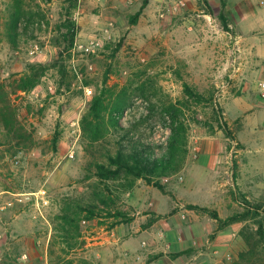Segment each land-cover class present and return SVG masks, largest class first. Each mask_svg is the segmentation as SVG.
<instances>
[{
	"label": "rangeland",
	"instance_id": "obj_1",
	"mask_svg": "<svg viewBox=\"0 0 264 264\" xmlns=\"http://www.w3.org/2000/svg\"><path fill=\"white\" fill-rule=\"evenodd\" d=\"M178 1L155 2L158 8L153 20L133 31V21L148 0H0V80L9 82L13 75L27 72L30 65L47 66L34 90L12 96L20 119L33 133L35 146L17 152L22 160L18 168L7 160L12 153L0 147V187H12L18 193L45 190L49 201L41 212L36 198L25 197H21L24 203L2 209L3 201L11 196L0 197V264H50L52 222L60 200L83 190L91 160L83 147L80 121L92 96L105 86L127 89L129 113L122 121H135L137 133L145 138L166 144L170 134L166 109L171 105L181 110L180 120L188 126L183 169L168 181L159 180L164 190L140 180L132 195L124 198L130 219L124 227L136 220L140 230L153 233L167 224L172 238L183 237L192 243L191 253L181 264H215L210 255L217 232L211 225L215 219L192 203L225 214L224 206L230 202L231 215L244 211V199L264 205V99L260 91L264 7L260 0H256L258 4L249 0L251 8L241 21L234 3L230 10L225 0L229 28L225 31L220 19L223 0H182L183 5ZM69 17L76 25L71 47L63 26ZM13 22L18 33L11 37ZM35 44L39 52L33 55ZM184 84L202 99L187 97ZM216 112L221 113L233 137L227 138ZM72 151L74 158L69 157ZM210 151L217 156L213 162L206 159ZM139 187L147 190L148 198L134 207L130 202ZM153 198L183 202L184 209L176 220H168L173 211L165 209L143 217ZM134 199L138 200L137 193ZM197 215L202 222L199 230L192 227ZM98 222L83 224L87 246L80 253L95 264L101 263L92 244L104 233ZM155 222L159 223L151 227ZM192 229L198 234L191 233ZM256 230L254 220L236 223L228 234L237 236L226 251L217 246L221 256L231 253L223 264H264L263 246L240 258L251 248L241 232L255 244ZM240 240L246 244L244 251L239 249ZM149 252L142 251L144 260L153 261L154 253ZM165 254L173 258L178 253Z\"/></svg>",
	"mask_w": 264,
	"mask_h": 264
},
{
	"label": "trees",
	"instance_id": "obj_2",
	"mask_svg": "<svg viewBox=\"0 0 264 264\" xmlns=\"http://www.w3.org/2000/svg\"><path fill=\"white\" fill-rule=\"evenodd\" d=\"M226 9L227 3L223 0L220 19L223 29L229 31ZM63 26L68 31L65 38L71 42V47L76 37V25L69 17ZM9 33L11 37L17 36L16 22L12 23ZM46 70L47 66L43 64L30 65L27 72L13 75L9 82L0 80V147L4 151L13 154L35 146L33 133L20 119L12 96L34 90ZM184 92L191 99H202L188 84H184ZM128 101L127 89L116 91L105 86L88 102L80 121L83 147L91 155L82 180L85 186L78 194L60 200L59 211L52 222L53 234L48 249L50 264H95L80 254L86 251L87 246L83 224L97 219L99 227L111 230L129 222L124 198L136 188L138 182L144 180L164 190L159 180L180 172L184 167L188 153V126L180 120L181 110L175 105L166 109L169 119L166 126L170 134L163 145L137 133L135 121L129 120L124 124L122 119L129 113ZM216 119L227 138L233 137L220 112H216ZM57 140L58 137L53 140L55 145ZM5 189L12 187L5 186ZM243 205V212L226 219H221L216 211L192 206L211 213L219 230L235 223L255 221V244L241 232L251 247L247 253H241V259L254 254L258 246L264 247V205L246 199Z\"/></svg>",
	"mask_w": 264,
	"mask_h": 264
},
{
	"label": "crops",
	"instance_id": "obj_3",
	"mask_svg": "<svg viewBox=\"0 0 264 264\" xmlns=\"http://www.w3.org/2000/svg\"><path fill=\"white\" fill-rule=\"evenodd\" d=\"M157 1L159 2V0H148L147 4L139 13L136 23L133 25V31H140L141 27L145 25L147 21L153 20L155 16L156 8H158L156 7L157 3H155ZM227 1L230 10L232 9L231 4L234 3L236 12L240 17V20L243 21L245 16L248 15L247 11L249 10V8H251V4L249 3V0H238L235 2L232 0H227ZM250 1L251 3L258 4L256 0H250ZM139 42H141L140 39ZM216 158L217 156L214 151L213 152L210 151L209 153H207L206 156L207 160L209 161L211 160L213 162ZM14 191H15L14 189H5L0 187V197H3L4 200L8 198L9 193H15ZM132 192L129 193L130 196L132 195ZM136 193L138 194V200L134 199ZM146 195H147V190L144 187L137 188V190H135V194H133V198L131 199L130 202L131 205H133L134 207H139L140 205H142V203H144L143 201H145V199L148 198L145 197ZM3 200H0V202H2ZM5 201L6 200H4L3 202ZM192 204L194 206L211 209V207L207 205H201L199 203H192ZM146 207L147 208H145V210L148 212L143 217H149L150 215H152V213H157V214L163 213L162 209H165L167 213L173 211V213L169 214L168 220L169 219L176 220V217L178 216V212H180L181 209H184V203L183 202L164 203L163 201L161 202L160 199L153 198L152 201H149L147 203ZM224 207L225 210L227 209V212L225 214L219 212V217L221 219H226L229 216H231L230 210L233 209L230 202H228V204H226ZM2 222H3V216L2 218H0V226ZM158 223L159 222L153 223L151 227L156 226ZM168 223L171 222L168 221ZM201 223L202 222L199 220V216L197 215L193 219L194 225L192 227H195V229L199 230L201 228ZM211 225L217 230L215 239H213V241L210 244L211 246L210 255L213 257V260L211 262L215 264H223L224 258L225 259L226 257L231 258L230 255L231 253L225 252L224 255L221 256L220 248H217V246L219 247L221 246L222 251L223 250L226 251V247L230 245L228 244L230 243V240L233 241L232 239H234V237L237 236V233L235 232L232 233L231 235L228 234V232L234 231V226H236V223L227 226L221 230L218 229L216 220H212ZM164 227L165 228L159 232L148 233L147 230L144 231L142 227L140 230V228L136 224V220L131 222L129 225L125 227L122 224V226L115 227L111 230H107V229L105 230V228L99 227L100 229H102V231H104V233L103 235H100L97 238L101 240L100 241L95 240L97 242H94L92 245L96 247L95 252L101 264H181V261L191 253L189 249L191 248L192 243L190 242V240H186L183 237H179V240H175L174 238L171 237V233L166 231V228H168L169 226L166 224L164 225ZM125 232H127L126 236H124ZM191 233H193L194 235L198 234L193 229L191 230ZM149 235L151 237L150 240L149 238L147 239ZM2 238L3 236L0 234V239ZM224 238H226V240ZM227 238L229 240H227ZM154 240L156 242H154ZM143 242H146L148 244L147 248H142ZM238 242H239L240 251H244L246 248L245 242H243V240H240ZM154 243H156L157 246L152 248L153 247L152 245H154ZM136 245L139 246L138 248L139 250H137V247L135 248ZM167 247H170L169 250H167ZM143 250L146 251L150 250L151 252H149L148 255L154 253L153 254L154 256L151 257L153 258V261L144 260V257L142 255ZM168 251L178 254L176 256L174 255L173 258H170L168 254H165L168 253Z\"/></svg>",
	"mask_w": 264,
	"mask_h": 264
},
{
	"label": "built area",
	"instance_id": "obj_4",
	"mask_svg": "<svg viewBox=\"0 0 264 264\" xmlns=\"http://www.w3.org/2000/svg\"><path fill=\"white\" fill-rule=\"evenodd\" d=\"M100 1V0H98ZM179 4L183 5V1L180 0L178 1ZM259 5L261 7H264V0L260 1L259 2ZM98 43H94L93 45H96ZM39 52V46L38 44H35L33 45V48H32V51H31V54L35 55ZM260 91H261V96L262 98L264 99V80L260 83ZM75 156V153L72 151L70 152L69 154V157L70 158H74ZM7 160L10 162V164L13 166V167H20L22 165V160H21V157L18 155V153H14V154H11L7 157ZM169 179L166 178V181H168ZM180 180H183L182 177L180 178ZM46 191L45 190H40L38 192H31V193H18V192H15V193H9V195L11 196L9 198V200L7 199L5 202H4V205H2V209H9V208H13L17 203H24L25 200L24 198H21V197H25V199L27 200H37V205L39 206L38 207V210L41 212V206L45 207V205H48L49 201L48 199H46ZM14 197V198H12ZM33 197V199L31 198ZM41 204V205H40ZM0 218H1V215H0ZM194 244L196 245L197 243L194 242ZM143 248H147L148 247V244L146 242H143L142 244Z\"/></svg>",
	"mask_w": 264,
	"mask_h": 264
}]
</instances>
